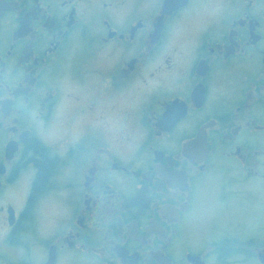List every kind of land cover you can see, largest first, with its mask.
I'll return each instance as SVG.
<instances>
[{
    "label": "flooded vegetation",
    "instance_id": "af4514ba",
    "mask_svg": "<svg viewBox=\"0 0 264 264\" xmlns=\"http://www.w3.org/2000/svg\"><path fill=\"white\" fill-rule=\"evenodd\" d=\"M0 264H264V0H0Z\"/></svg>",
    "mask_w": 264,
    "mask_h": 264
}]
</instances>
